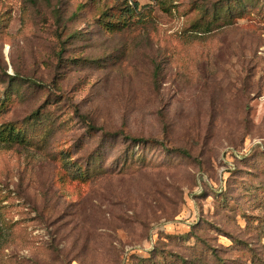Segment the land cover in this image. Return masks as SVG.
Here are the masks:
<instances>
[{
  "label": "rangeland",
  "instance_id": "obj_1",
  "mask_svg": "<svg viewBox=\"0 0 264 264\" xmlns=\"http://www.w3.org/2000/svg\"><path fill=\"white\" fill-rule=\"evenodd\" d=\"M219 1L0 0V264H264V0Z\"/></svg>",
  "mask_w": 264,
  "mask_h": 264
},
{
  "label": "trees",
  "instance_id": "obj_2",
  "mask_svg": "<svg viewBox=\"0 0 264 264\" xmlns=\"http://www.w3.org/2000/svg\"><path fill=\"white\" fill-rule=\"evenodd\" d=\"M256 0H220L219 4L215 8V12L212 11V16L215 20L220 21L223 19L229 20L232 17H235L237 14H240L239 17H242L245 12H247L248 7H250V4L255 2ZM128 11L132 12L133 9H136L138 7V3L135 1L134 8L127 5ZM128 23L122 24L118 28L125 27ZM35 114L32 115H36ZM14 128H10L9 132L10 135L5 136L4 131L0 127V141L5 145H14V144H21L24 142L25 137H22L21 131L19 132H13ZM111 136L113 137H121L126 140L134 141V142H146L147 139L141 138V137H132L131 135H125L122 132H116L113 133ZM178 150V149H177ZM181 151L185 152V150L180 149ZM80 176H84V173L81 171Z\"/></svg>",
  "mask_w": 264,
  "mask_h": 264
}]
</instances>
